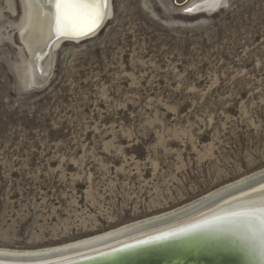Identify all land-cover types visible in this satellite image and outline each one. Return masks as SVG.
Returning a JSON list of instances; mask_svg holds the SVG:
<instances>
[{
	"label": "rangeland",
	"instance_id": "374dc122",
	"mask_svg": "<svg viewBox=\"0 0 264 264\" xmlns=\"http://www.w3.org/2000/svg\"><path fill=\"white\" fill-rule=\"evenodd\" d=\"M185 1L112 0L39 74L49 30L0 0V248L103 233L264 167V0Z\"/></svg>",
	"mask_w": 264,
	"mask_h": 264
},
{
	"label": "bare ground",
	"instance_id": "6f19581e",
	"mask_svg": "<svg viewBox=\"0 0 264 264\" xmlns=\"http://www.w3.org/2000/svg\"><path fill=\"white\" fill-rule=\"evenodd\" d=\"M111 1L104 0V18L100 25L106 24L110 19ZM26 2L35 9L41 29H48L51 37L37 53L35 63L38 68L33 66L25 43L18 38L30 58L34 72L38 70L41 74L40 69H44L47 63H50V71L52 70L53 50L57 45L80 43L91 38L83 40L80 38L82 36L57 34L55 8L51 6L54 0ZM212 5L215 7L214 12L221 7L222 0H215ZM44 57L46 59L42 63ZM246 187L249 188L243 190ZM237 190L239 192L236 194L213 201ZM211 201L213 202L209 204ZM261 207H264V167L217 186L168 211L103 233L41 249L0 248V264H264V239L256 229L242 222H230L238 212L258 211ZM212 220H217L218 223L201 227ZM191 224H195V229L191 231L181 228L165 238L155 235L160 231ZM128 243L132 244L97 255L101 251Z\"/></svg>",
	"mask_w": 264,
	"mask_h": 264
},
{
	"label": "snow or ice",
	"instance_id": "6c2138e0",
	"mask_svg": "<svg viewBox=\"0 0 264 264\" xmlns=\"http://www.w3.org/2000/svg\"><path fill=\"white\" fill-rule=\"evenodd\" d=\"M57 34L84 36L99 27L104 18V0H54ZM233 223L254 227L264 239V207L258 211H241L231 218Z\"/></svg>",
	"mask_w": 264,
	"mask_h": 264
},
{
	"label": "water",
	"instance_id": "95a60500",
	"mask_svg": "<svg viewBox=\"0 0 264 264\" xmlns=\"http://www.w3.org/2000/svg\"><path fill=\"white\" fill-rule=\"evenodd\" d=\"M215 9V7H213L212 8V10H210V9H206V8H197V7H195V9L194 10H196L195 12H198V11H205V12H207V13H211L213 10ZM104 25H105V23L103 24H101V25H99V27H97L94 31H92V32H90L89 34H87V35H84V36H82V37H80L81 39H88V38H92L93 36H95L103 27H104ZM250 186H252V185H250ZM249 186V187H250ZM249 187H246V188H244L243 190H245V189H247V188H249ZM239 192V190H237V191H232V192H228V193H226V195H221L220 197H217L215 200H213L214 202L215 201H217V200H222V199H225V198H227V197H229L230 195H232V194H236V193H238ZM224 196H226V197H224ZM213 201H211V202H209V204L210 203H212ZM193 222H195V221H193ZM193 222H191V223H193ZM218 222H217V220H212V221H210V222H206V223H204L201 227H206V226H211V225H215V224H217ZM195 224H191V225H185L184 227H177L176 229H169V230H164V231H160L159 233H157V234H155V235H159L160 236V238H165L166 236H169V235H171V234H173V232L174 231H177V230H179V229H181V228H187V230L188 231H191V230H193V229H195L193 226H194ZM205 225V226H204ZM147 238H150V237H147ZM157 239H159V238H157ZM148 242V241H147ZM133 243V242H132ZM132 243H128V244H126V245H123V246H118V247H115L114 249H111V250H107V251H101V253H99V254H97V255H100V254H104V253H107V252H111V251H114V250H116V249H118V248H121V247H124V246H127V245H130V244H132ZM89 257H91V256H89ZM85 258H88V257H85Z\"/></svg>",
	"mask_w": 264,
	"mask_h": 264
}]
</instances>
